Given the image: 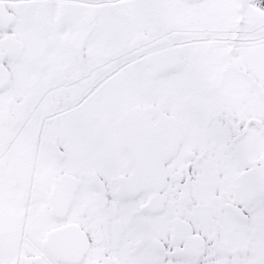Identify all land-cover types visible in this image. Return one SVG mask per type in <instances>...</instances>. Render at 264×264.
<instances>
[{
  "label": "snow or ice",
  "instance_id": "obj_1",
  "mask_svg": "<svg viewBox=\"0 0 264 264\" xmlns=\"http://www.w3.org/2000/svg\"><path fill=\"white\" fill-rule=\"evenodd\" d=\"M0 264H264V0H0Z\"/></svg>",
  "mask_w": 264,
  "mask_h": 264
}]
</instances>
